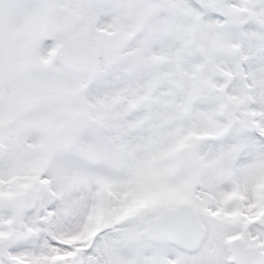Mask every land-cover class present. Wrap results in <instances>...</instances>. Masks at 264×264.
I'll use <instances>...</instances> for the list:
<instances>
[{
    "label": "snow or ice",
    "instance_id": "obj_1",
    "mask_svg": "<svg viewBox=\"0 0 264 264\" xmlns=\"http://www.w3.org/2000/svg\"><path fill=\"white\" fill-rule=\"evenodd\" d=\"M0 264H264V0H0Z\"/></svg>",
    "mask_w": 264,
    "mask_h": 264
}]
</instances>
